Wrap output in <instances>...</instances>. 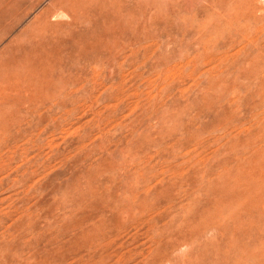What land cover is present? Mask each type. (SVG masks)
Segmentation results:
<instances>
[{"label": "rangeland", "instance_id": "obj_1", "mask_svg": "<svg viewBox=\"0 0 264 264\" xmlns=\"http://www.w3.org/2000/svg\"><path fill=\"white\" fill-rule=\"evenodd\" d=\"M0 264H264V0H0Z\"/></svg>", "mask_w": 264, "mask_h": 264}]
</instances>
